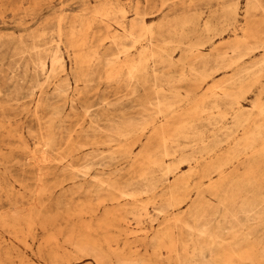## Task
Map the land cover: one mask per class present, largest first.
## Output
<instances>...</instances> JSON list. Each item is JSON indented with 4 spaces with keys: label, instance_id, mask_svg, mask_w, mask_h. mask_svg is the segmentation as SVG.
Masks as SVG:
<instances>
[{
    "label": "bare ground",
    "instance_id": "1",
    "mask_svg": "<svg viewBox=\"0 0 264 264\" xmlns=\"http://www.w3.org/2000/svg\"><path fill=\"white\" fill-rule=\"evenodd\" d=\"M160 1L165 4V0ZM210 1L187 0L186 6ZM218 1L219 18L211 13L200 19L199 14L186 8L171 19H166L165 13L154 24L146 19V14L153 12L147 9L155 6L151 0H137L130 9L115 0H101L83 7L75 16L84 28L69 44L74 52L70 73L78 72L75 81L83 82L84 87L74 86L69 96L67 78L64 83H57L54 94L62 97L63 103L56 104L53 113L60 120L65 101L70 100L74 110V103L79 100L89 117V127L105 132L107 138L102 143L112 147L109 156L127 162L130 170L137 168V173L129 172L123 181L85 170L81 176H69L72 180L82 178L78 182L80 188L84 183H93L89 193L93 191L94 199L82 200L68 211L70 215L88 217L71 223L70 232L76 238L79 253L66 264L78 262L83 255H91L104 264L103 256H98L96 250L107 249L116 251L118 257H134L138 264H264V95L257 94L248 106L243 103L247 92L264 77V0H243L241 13L242 0ZM96 19L107 28L108 20L115 23L112 34L106 36L114 49L110 57L100 58L86 49L84 36ZM216 38L224 40L215 42ZM175 52L179 54L176 56ZM50 61L51 66L57 63V54L53 53ZM99 64L105 66L99 78L106 83L124 79L127 89L135 95L142 88L135 96L141 107L139 115L121 113L118 120H113L107 95L88 100L91 95L84 88L94 80L95 65ZM149 64L152 79L147 85ZM157 66H179L180 71L164 72ZM230 69L233 71L229 76L212 82L208 96H196L194 89L182 93L175 85L189 80L195 81V86L208 76L212 78ZM102 119L111 122L102 126ZM37 143V150H31L28 157L40 173L36 180L43 192L41 171L47 162L46 152L53 148V135ZM65 143L70 151L89 144L93 153L101 144L96 136L78 140L72 134ZM184 165L187 168L183 169ZM192 176L200 179L192 181ZM237 183L240 186L233 187ZM158 187L166 195L160 197V204L154 197L150 200ZM191 192L197 198L208 192L218 204L208 212L211 206L195 203ZM39 193L40 190L33 197L29 213H13L10 225L19 240H23L18 234L23 221L28 233L35 225L48 232L53 224L47 217L40 219L35 211ZM143 193L149 196L146 201H141ZM233 196L239 198L240 204L235 211H229L234 205ZM120 198L130 206L122 207ZM148 202L160 211L161 218L149 228H131V218L138 220L141 214L149 213ZM57 233H49L43 246L54 242ZM223 233L231 236L228 242ZM141 247L146 252L139 255ZM26 262L22 260L21 264ZM0 264L8 263L0 258Z\"/></svg>",
    "mask_w": 264,
    "mask_h": 264
},
{
    "label": "rangeland",
    "instance_id": "2",
    "mask_svg": "<svg viewBox=\"0 0 264 264\" xmlns=\"http://www.w3.org/2000/svg\"><path fill=\"white\" fill-rule=\"evenodd\" d=\"M99 1L101 0H0V124H2V129L0 128V258L8 264H21L22 260H26V264H66L68 259L79 253L76 250V238L71 234L70 227L75 220L88 216L70 215L68 211L74 210L82 200L94 199L93 191L89 193L93 183H84L80 188L78 182L82 181V178L78 176L72 180L69 178L71 174L78 173L81 176L85 170L92 174L99 173L103 177L113 175L123 181L129 172L137 173V168L130 170L127 162L109 156V148L112 147L102 143L107 138L105 132L94 131L89 127V117L84 113L79 100L75 101L74 110L70 107V100L65 101L64 113L61 112L60 120L53 113V107L56 104L61 106L63 103V98L54 94L57 83H64L67 78L69 96L72 95L74 86L78 89L84 87L83 82L75 81L78 72L70 73L74 52L69 44L78 38L79 32L84 28L81 21L75 20V16L83 11V7L93 6ZM115 1L127 5L129 9L137 2V0ZM151 2L156 7L147 9L153 12L147 13L146 19L154 24L161 20L163 14L166 13V19H171L186 8L190 13L199 14L200 19L211 13L217 18L221 9V2L218 0L189 6H186L187 0H165L163 5L160 0H151ZM243 3L242 0L240 13ZM131 13V10L127 12L128 15ZM107 22L110 24L108 28L105 27L104 22L96 19L91 31H87L84 36L88 44L86 49L100 58L110 57V53L114 50L106 36L112 34L111 30H114L115 23L111 19ZM224 37L228 38V34ZM215 40L222 42L224 38ZM53 53L57 54L59 61L52 63L51 66L50 56ZM178 54L175 52L176 56ZM257 55L260 53H256ZM43 62L44 68L41 67ZM95 68L97 70L94 80L84 88L91 95L88 100H95L103 93L107 95V100L111 103L109 110L113 120H118L121 113L126 116L139 115L141 107L137 105L135 96L142 92V88L139 87L135 95L127 89L124 79L106 83L99 78L104 73L105 66L99 64L95 65ZM151 68L149 64L147 85L152 79ZM157 69L176 74L180 71L179 66L172 69L157 66ZM232 71V69L222 70L212 78L208 76L202 82L199 81L195 86L196 82L189 80L178 81L175 85L182 93L194 89L196 96H208L212 82L229 76ZM263 78L261 77L262 80L247 92L243 102L246 106L255 96L257 97V94L264 95V92H261L264 88ZM120 101L122 104L118 103ZM38 104V110L35 112ZM66 114L68 116H65ZM63 118L65 120H62ZM229 121L230 119H226V122ZM110 122L105 119L100 121L102 126H107ZM49 134L53 135L54 145L46 152L47 162L42 166L41 185L45 190L42 192L36 180L40 173L34 168L28 155L31 150H37L36 147L39 145L37 142ZM71 134L78 140L96 136L101 143L100 148L93 153L89 144H86L70 151L65 142ZM182 168L185 169L187 166L184 165ZM90 177L92 176L88 175L87 178ZM199 179L198 176L191 177L192 181ZM238 186H240L238 183L233 185L236 188ZM38 190L41 193L38 195L39 202L35 211L39 213L40 219L47 217L53 224L48 232L39 225L33 226L30 231L34 236L32 239V235L26 232L27 225L23 221L18 226L20 227L18 229H22L18 234L23 236V240H19L14 236L10 225L15 215L13 213L17 212L21 216L29 213L33 197ZM163 194L158 187L150 200L154 197L157 204H160V197H163ZM148 197L143 193L140 198L141 201H146ZM190 197L195 203L203 202L204 207L211 206L208 212H211L212 206L218 204L217 199L208 192H203L200 198L191 192ZM120 200L122 207L130 206L123 198ZM231 201L234 205L229 211H235L240 204L239 198L233 196ZM146 206L149 213L141 214L138 220L131 218V228L140 231L141 227L149 228L152 224L156 225L157 220L161 218L160 211L153 209L151 202ZM55 231H58L57 239L43 246V239ZM69 236L73 238L70 239ZM262 236L261 234L260 238ZM222 237L227 242L231 239L227 233H223ZM130 244L134 245L133 242ZM39 248L42 250L39 251ZM148 250L151 248L148 247ZM6 251H8L7 255ZM96 251L98 256H103L104 264H138L136 258L118 257L116 251L110 249L104 252ZM145 252L143 247L138 250L139 255ZM73 264L103 263L91 255H83Z\"/></svg>",
    "mask_w": 264,
    "mask_h": 264
}]
</instances>
